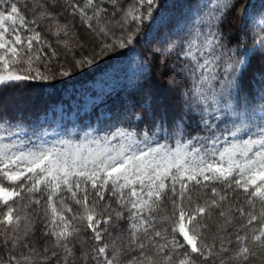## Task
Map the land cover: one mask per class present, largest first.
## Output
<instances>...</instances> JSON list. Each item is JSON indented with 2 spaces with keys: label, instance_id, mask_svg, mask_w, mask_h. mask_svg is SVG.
I'll return each instance as SVG.
<instances>
[{
  "label": "snow or ice",
  "instance_id": "snow-or-ice-1",
  "mask_svg": "<svg viewBox=\"0 0 264 264\" xmlns=\"http://www.w3.org/2000/svg\"><path fill=\"white\" fill-rule=\"evenodd\" d=\"M255 15L264 0H183L172 15L161 0H0V85L70 77L152 21L142 40L171 58L181 101L158 113L145 98L128 127L49 143L0 96V264H264V87L259 108L244 90L254 60L264 85V36L242 35Z\"/></svg>",
  "mask_w": 264,
  "mask_h": 264
},
{
  "label": "trees",
  "instance_id": "trees-1",
  "mask_svg": "<svg viewBox=\"0 0 264 264\" xmlns=\"http://www.w3.org/2000/svg\"><path fill=\"white\" fill-rule=\"evenodd\" d=\"M182 2L183 0H161L162 10L165 15H172L182 6ZM261 2L260 0H246V3L258 6L257 10H259ZM130 3H132V0H121V4L125 7ZM156 14L154 13V17ZM261 21H264V17L258 22L249 21V28L242 34L248 48H254L259 39L264 36V33L261 32V27L264 26ZM149 30L155 31L152 21L145 22L136 43L126 49H118L116 52L110 53L91 67L73 72L70 77H57L46 81L31 80L7 87L0 85V96L7 101L6 107L10 118L17 113L21 114L26 125L31 124L35 127V122L39 117L42 127L38 128V132L41 135L45 126L51 125L55 120L58 107L64 106L66 112L72 114L74 111V116L62 120L60 135L57 140L66 139L80 142L84 140L87 133H91V135L105 134L104 131L93 132L88 127L89 124L97 128H105L106 125L128 127L132 111L139 112L138 105L145 98L151 101L152 106L157 108L158 113L165 110L171 113L181 103L179 92L174 93L171 87L172 75H162L167 64L172 61L170 57L163 53L162 46L158 42L146 43L142 40V37ZM157 48H160L161 52L157 55L155 64H150V78L145 73H141L133 79L130 85L125 84L110 92L100 102L92 104L90 108L84 106L85 100L81 97L83 89L91 90L92 86L90 84H94L101 75L133 55L141 62L146 59L151 61L153 50ZM260 67V64L254 60L252 66L244 74V90L252 97H256L253 102L257 108L260 105L257 90L264 87L258 79L254 78L255 74L260 71ZM53 71H55V68H53ZM91 94H96V92L91 90ZM72 101L75 103H72ZM133 106L136 107L133 108ZM49 114H52V118L49 117ZM108 117H111V119L109 120ZM42 118L45 120L44 124L41 123ZM117 121H119V124H117ZM131 124L137 131L144 127V125L137 127L134 120H131ZM27 131L31 135L32 128H28ZM196 132L195 127H189L183 139H190ZM200 135L203 136L204 133L200 132ZM35 138V136L32 137V139ZM175 140L176 137L168 138V142L173 145ZM113 207H116L115 201H113ZM36 227L38 230L37 235H39L41 227L39 222ZM120 227H124V222L120 223ZM113 235H116V232H113ZM6 255V252H0V256L6 258Z\"/></svg>",
  "mask_w": 264,
  "mask_h": 264
},
{
  "label": "rangeland",
  "instance_id": "rangeland-1",
  "mask_svg": "<svg viewBox=\"0 0 264 264\" xmlns=\"http://www.w3.org/2000/svg\"><path fill=\"white\" fill-rule=\"evenodd\" d=\"M257 8L258 6L256 7V9ZM263 17L264 16L255 15L254 18L250 21L258 22ZM142 65L143 62H141L137 57L133 55L125 59L123 62L117 64L104 75H101L94 84H90V86H92L91 90L95 91L96 94H91V90H82L81 97L83 100H85L84 106L90 108L92 104L100 102L102 98H104V96L109 94L110 92L122 87L125 84L130 85L137 75L144 73L142 71ZM72 103L75 102L72 101ZM66 111L67 110L64 106H59L57 109L55 120L51 125L45 126L44 131L41 135H43L49 143L57 140L58 136L60 135L62 120H65L68 117L73 118L74 111L72 112V114ZM49 117L52 118V114H49ZM41 123H45L44 118L41 119ZM33 140L35 141L36 138Z\"/></svg>",
  "mask_w": 264,
  "mask_h": 264
}]
</instances>
